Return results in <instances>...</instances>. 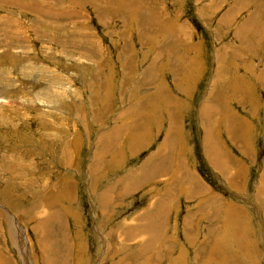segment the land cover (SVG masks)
I'll use <instances>...</instances> for the list:
<instances>
[{
	"label": "rangeland",
	"instance_id": "374dc122",
	"mask_svg": "<svg viewBox=\"0 0 264 264\" xmlns=\"http://www.w3.org/2000/svg\"><path fill=\"white\" fill-rule=\"evenodd\" d=\"M52 261L264 264V0H0V264Z\"/></svg>",
	"mask_w": 264,
	"mask_h": 264
},
{
	"label": "crops",
	"instance_id": "0c3cea01",
	"mask_svg": "<svg viewBox=\"0 0 264 264\" xmlns=\"http://www.w3.org/2000/svg\"><path fill=\"white\" fill-rule=\"evenodd\" d=\"M170 118V117H169ZM171 119V118H170ZM119 126L121 127V126H123L122 125V123L121 124H119ZM125 130V132L127 133L128 131H130V127L129 128H127V129H124ZM144 134V137H143V140L145 139V137H146V134H147V132L146 133H143ZM143 134H135V135H133V134H128V137H127V142H128V140L130 139V142H134V143H138V142H140V141H138L137 139L141 136V135H143ZM169 137L167 136V137H165V139H164V144H167L168 145V139ZM151 139H152V137H151ZM142 140V141H143ZM152 141V140H151ZM129 143V142H128ZM142 143V142H141ZM140 143V144H141ZM106 147H107V145L104 143V144H102L101 145V149L100 150H105L106 149ZM168 148H169V146H168ZM170 153V149H168V154ZM113 157H116V156H113ZM99 162H100V158L99 157H96L94 160H93V165H98L99 164ZM112 162V160H110V163ZM160 166V165H159ZM158 166V167H159ZM161 167V166H160ZM97 169H99V168H96V169H94V170H92V169H90V171H91V173L93 172H95ZM100 170V169H99ZM145 170H147V171H152L153 173H159L160 171H161V169H157V168H155V171H154V169H153V166H152V164L150 165V164H145V167L143 168V170H142V175L141 174H138V175H141L142 177H143V174L144 173H147V172H144ZM139 171H141V169L139 170ZM174 172V171H173ZM162 174V173H161ZM130 178L131 177H127L126 178V183L125 184H123V183H121V182H117L118 183V185L116 186V185H113L112 187H105V188H103L102 190H103V192H101L100 194H99V197H97V199H99L100 201H99V204L104 200V202L108 199V197H109V189H111L110 191H113L114 192V194L115 193H119L120 194V191L119 190H121V189H123V187L124 186H126L124 189H123V191H124V194H126V192L127 191H129L128 189H127V187H130V186H132V185H134V184H128V181L130 180ZM141 178V177H140ZM138 180V179H137ZM189 181V183H191V179H189L188 180ZM135 186H133V188H134ZM143 186H141V188H142ZM132 188V189H133ZM141 188H139L137 191H135V192H133L132 194H130V196H129V198H128V204L129 203H134V201H136L137 200V196L139 195V194H141ZM101 190V191H102ZM117 190V191H116ZM192 191H193V189H192ZM129 193V192H128ZM101 196V197H100ZM127 197V196H126ZM125 198V197H124ZM98 201V200H97ZM164 203H166V206L168 205V203H167V198L166 197H163V199H162V202H157L156 203V210H154V213H152L153 215H155V221H161L160 220V218H159V216L160 215H163V213H164V211H163V209H161V207H160V209L158 208V204H159V206H161L160 204H164ZM122 205H123V203H121ZM155 209V208H154ZM168 209H169V207H168ZM166 214H167V212H166ZM113 224V223H112ZM164 228L165 227H163L162 228V230L161 231H163L164 230ZM134 230H135V228H134ZM160 231V232H161ZM155 238H157L156 236H155ZM184 247V246H183ZM176 248V247H175ZM187 248L185 247V250H186ZM159 252H161V254H170V247H168V246H163V247H160L159 248V250H158ZM189 252V250L187 251V253ZM175 253H176V251H175Z\"/></svg>",
	"mask_w": 264,
	"mask_h": 264
},
{
	"label": "bare ground",
	"instance_id": "6f19581e",
	"mask_svg": "<svg viewBox=\"0 0 264 264\" xmlns=\"http://www.w3.org/2000/svg\"><path fill=\"white\" fill-rule=\"evenodd\" d=\"M250 1V0H249ZM250 22V21H249ZM249 29H250V32H251V27H250V25H249V23L247 24V25H244V26H242V27H240V29H239V35L240 34H242V35H246V34H248L249 33ZM245 31V32H244ZM36 32V31H35ZM250 34V33H249ZM253 34V33H252ZM257 36V35H256ZM255 36V37H256ZM34 37V36H33ZM243 37V36H242ZM51 38V37H50ZM251 38H253V37H251ZM257 38V37H256ZM53 39H54V37H53ZM244 39H245V37H244ZM254 43H255V41H253ZM252 42V43H253ZM54 98V97H53ZM53 100V99H52ZM212 101V103H210ZM211 101L209 102L210 103V106H209V111H210V113L211 112H213V110L215 109V108H217V103H218V101H219V99L218 98H216V97H213L212 99H211ZM54 102H56V101H54ZM56 104V103H55ZM59 105V104H58ZM59 108V107H58ZM205 108V107H204ZM207 109V108H206ZM205 109V110H206ZM214 113V112H213ZM210 115V114H209ZM205 150H207V149H205ZM208 153V152H207ZM216 159V158H215ZM214 162H216V161H214ZM218 163H219V161H218ZM144 172H147V173H144L143 174V176H144V178H146L147 176H149V175H152V174H154L152 171H147V170H145ZM153 176V175H152ZM196 180V179H195ZM197 183V182H196ZM197 185H198V183H197ZM196 185V186H197ZM133 186H136V184H134V185H132V186H130V187H127V189L128 190H131L132 188H133ZM201 186V185H200ZM193 187H194V185H193ZM195 188V187H194ZM194 188H193V194L195 195V193H197L200 189H199V187H197L195 190H194ZM262 188V187H261ZM261 188H260V190H261ZM204 189V188H203ZM260 190L258 191V193H260ZM204 191H206L207 192V190H204ZM201 192H202V190H201ZM205 192V193H206ZM198 194H201L200 193V191L197 193V195ZM207 194V193H206ZM203 195V194H202ZM196 196V195H195ZM101 197V196H100ZM104 202V200L101 202V203H103ZM102 210H103V208H102ZM104 212V211H103ZM46 222L49 224V221L48 220H46ZM39 225V224H38ZM149 227V226H148ZM47 229H48V227L47 228H45V232H44V238H45V236H46V234H47ZM131 230V229H130ZM134 230V229H133ZM152 232V231H151ZM129 233H131V231L129 232ZM152 238V237H151ZM44 247V246H43ZM48 247V246H47ZM51 247V246H50ZM47 249V248H46ZM49 249H51V248H49ZM61 261V260H60ZM50 263V262H49ZM54 262L52 261V263L51 264H53ZM65 263V262H64Z\"/></svg>",
	"mask_w": 264,
	"mask_h": 264
}]
</instances>
